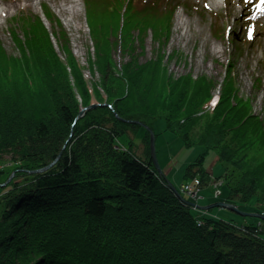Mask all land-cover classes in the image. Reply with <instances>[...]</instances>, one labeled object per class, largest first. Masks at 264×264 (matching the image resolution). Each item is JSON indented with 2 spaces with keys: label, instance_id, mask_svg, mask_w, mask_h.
Listing matches in <instances>:
<instances>
[{
  "label": "trees",
  "instance_id": "1",
  "mask_svg": "<svg viewBox=\"0 0 264 264\" xmlns=\"http://www.w3.org/2000/svg\"><path fill=\"white\" fill-rule=\"evenodd\" d=\"M116 4L109 2L111 15L95 17V0L86 1L93 51L85 67L70 48L63 58L55 52L37 14L24 15L28 35L18 54L5 55L0 43V160L6 153L12 163L0 168V182L14 173L0 195V264H264L263 220L238 225L196 214L157 173L149 132L142 144L134 141L141 128L134 121L163 118L164 130L187 146L217 152L227 164L224 200L236 203L264 193V120L227 67L214 83L207 75L171 74L164 54L141 63L131 29L140 32L142 49L149 28L165 48L174 6L163 19L152 13V24L139 17L120 24ZM57 156L47 170L28 172ZM199 161L201 154L184 177L198 173L203 185L209 172Z\"/></svg>",
  "mask_w": 264,
  "mask_h": 264
},
{
  "label": "rangeland",
  "instance_id": "2",
  "mask_svg": "<svg viewBox=\"0 0 264 264\" xmlns=\"http://www.w3.org/2000/svg\"><path fill=\"white\" fill-rule=\"evenodd\" d=\"M86 1H77L80 14L73 23L78 24V32L67 26L63 16L57 12L55 5L51 2L42 0L40 4H32L26 0H0V3L9 7V15L5 19H0V43L3 46L5 55L18 54L19 47H25V37L28 33H23L25 28L22 20H24V15L37 14L43 18V20L41 19L42 23L50 35L55 52L63 58L61 55L63 48H70L79 59L80 64L85 67V57L91 52L89 46L92 43L91 30L87 26V23L89 24V16L87 15ZM113 1H117V4L113 8L112 14L120 19V24L121 19H123L124 23L127 17L132 19L139 17L142 21L152 24L155 18L163 19L174 6L171 36L165 48H163L162 44L155 42L153 31L149 28L146 31L142 49L140 32L136 28L131 29L136 47L134 54L139 57L141 63L156 55L159 57L164 54L163 64L171 74L180 75L190 72L194 75H207L214 83L222 81L227 67L232 71L239 84L241 96L250 100L254 113L264 120V53L261 52L262 48H264V16L260 21L258 1L251 5L257 11L255 13L248 6V2L251 3L252 0H247L242 4H239L238 0H219L220 6L218 9L210 5V0H95L93 12L95 17L98 15L101 17L106 14L111 15L108 8L110 7L109 2ZM126 3V8H124ZM232 6L236 7L234 14L230 13ZM44 7L49 9L53 22L50 23L44 17ZM152 13L155 15L154 19L151 17ZM179 17L188 19L193 31H197L198 27H204V34L192 39L190 46L185 44L184 41L173 40L176 34V19ZM57 21H59V24L56 23ZM232 25L233 29H231ZM249 29L252 30V39L248 38ZM53 32L57 33V37L60 34L64 42L56 41ZM16 33L19 34L18 38L20 41L15 39ZM203 39L206 40L204 47L202 46ZM221 44L225 45L227 50L220 56L212 52L211 46H220ZM202 48H204L206 53L200 55ZM252 50L255 52L254 57L251 54ZM123 57L124 52L121 47H118L114 51L116 62L123 61ZM248 70L251 72L247 73ZM89 72L87 68L83 71L86 78L90 76ZM98 74L96 72L93 75ZM96 77L98 78L99 75ZM213 94H219V86L213 90ZM76 96L79 97L78 94ZM5 120L1 118L0 122ZM150 125L154 128L153 132L156 133L155 152L159 167L169 177L170 181L178 186L185 179L184 171L186 165L193 162L201 154L202 162L211 179L199 189L201 198L197 203L206 205L224 200L228 186L220 175L225 171L227 164L219 161L217 152L213 149L207 150L202 145L187 146L177 134L164 130L165 120L163 118L151 120ZM145 130L141 126L134 137V141L138 145L142 144L140 138ZM120 140L126 141L125 137H121ZM139 147L141 148V146ZM10 165L12 163L9 162V155L3 153L1 155L0 168L7 171ZM3 175L0 174V180L3 179ZM212 181L221 183L219 187L221 194L218 198H213L212 196ZM4 182H0V184ZM7 183L0 185V195L6 191L7 186L5 185ZM184 196L189 197L185 193ZM236 206L244 212H255V210H258L264 214V193L257 192L246 201H237ZM197 211L194 210L198 215L207 216L209 214L216 218L231 220L238 225L246 221L249 223H260L256 217H245L223 207H213L208 213ZM262 234L264 235V229Z\"/></svg>",
  "mask_w": 264,
  "mask_h": 264
},
{
  "label": "bare ground",
  "instance_id": "3",
  "mask_svg": "<svg viewBox=\"0 0 264 264\" xmlns=\"http://www.w3.org/2000/svg\"><path fill=\"white\" fill-rule=\"evenodd\" d=\"M21 1H22V0H21ZM26 1H29V3H32V4H40L42 0H26ZM46 1L51 2L52 4L55 5L57 12H58L60 15L63 16V18H64V20H65L67 26H69L71 29H73V30H77V31L79 32V28H78L79 26H78V24H75V23H73V22L78 18L79 14H80V8H79V6H78V4H77V1H80V0H46ZM245 1H247V0H238V3H239V4H242V3L245 2ZM256 1L259 2L257 6L259 7L258 14H259V16H260V21H261V20H262V17L264 16V0H252L251 3L248 2V6H249V9H252L253 12L257 13V11H255V10L251 7L252 3L254 4V2H256ZM19 3H21V2H19ZM209 3H210V5H211L212 7H214L215 9H218V7L220 6V2H219V0H210ZM7 7H8V6H7L6 4H2V3H0V19H5V18L9 15V10H8L9 7H8V8H7ZM42 8H43V6H42ZM235 11H236V7H235V6H232V7L230 8V13L234 14ZM43 15H44V17L46 18V20L50 22V20L45 16V14H44V10H43ZM237 15H238V14H237ZM237 15H236V17H237ZM40 17H41V16H40ZM41 19L43 20L42 17H41ZM43 22H44V21H43ZM50 23H51V22H50ZM87 26H88V28H90V26H89L88 23H87ZM231 29H233V25L231 26ZM175 30H176V34H175V37H174L173 40H175V41H177V40H178V41H184L185 44H187V45H189V46L191 45V41H192V39H195V37H197L198 35H202V34H204V27H198V28H197V31H193V29H192L191 26H190L189 20H188V19L181 18V17H179L178 19H176ZM90 36H91V32H90ZM91 41H92V38H91ZM205 42H206V40L203 39V40H202V46H203V47L205 46ZM91 45H92V46H91ZM89 48L91 49V52H92V51H93V42L90 44ZM211 48H212V52H213V53L219 54L220 56L223 55L224 52L227 50V47H226L225 45H222V44H221L220 46L212 45ZM261 52L264 53V48H262ZM205 53H206V52H204V48H202V49H201V52H200V55H203V54H205ZM254 53H255L254 50H252L251 54H252L253 57H254ZM86 58H87V56L85 57V63H86ZM247 59H248V58H247ZM250 72H251V71L248 70L247 73H250ZM87 79H93V78H91V75H90L89 77H87ZM97 79H98L97 77H94V80H97ZM100 104H103V103H100ZM108 106H110V104H108ZM79 111H80V110H79ZM83 114H84V112L81 113V114H79V112H78V114L74 117V120H73V122H72L70 128L73 127L75 121H76L78 118H80L81 116H83ZM116 115H117V114H116ZM117 116H118V115H117ZM118 118L121 119L119 116H118ZM126 121H132V120H126ZM134 122L139 123L141 126H142V124H144V125H146L149 129H151L152 131L154 130V128L151 127V125L149 126V124L142 123V122H140V121H134ZM195 160H196V159H195ZM195 160H194V161H195ZM194 161H193V162H194ZM190 163H192V162H190ZM190 163H189V164H190ZM187 165H188V164H187ZM187 165H186V166H187ZM199 165H201L202 168L204 167V164H203L202 161H199ZM204 169H205V167H204ZM185 170H186V168H185ZM205 170H206V169H205ZM156 171H157V170H156ZM161 171H162V174H160V175L163 176L164 179L167 178V179L170 181L169 177L165 174V172H164L163 170H161ZM206 171H207V170H206ZM207 172H208V171H207ZM157 173H158V172H157ZM158 174H159V173H158ZM184 174H185V171H184ZM189 177H190V176H189ZM184 178H185V177H184ZM199 179H200L199 174H198V173H194V174H193V177H190V178L187 177V179H184V180H183L178 186L175 185V184H173V185H174V186L177 188V190L180 192V188H181V186H182L183 184H185V183H190V182H193L194 180H197V181L199 182V184H198V189H200L201 186H202V184H201V182H200ZM210 179H211V176L209 175V180H208V181H210ZM208 181H207V182H208ZM170 182H171V181H170ZM214 182H218V181H212V187H213ZM171 183H172V182H171ZM220 185H221V183H220L219 186L217 187V189H218L219 192H218V194H217L216 196L214 195L215 189L213 188V193H212L213 198H218L219 195L221 194V192H220V190H219ZM170 190H171V189H170Z\"/></svg>",
  "mask_w": 264,
  "mask_h": 264
},
{
  "label": "water",
  "instance_id": "4",
  "mask_svg": "<svg viewBox=\"0 0 264 264\" xmlns=\"http://www.w3.org/2000/svg\"><path fill=\"white\" fill-rule=\"evenodd\" d=\"M96 104L93 103V104H90L89 106L87 107H84L82 109H80L79 111V114L83 113L84 110H86L87 108H92L94 107ZM142 126L148 130L149 132V148H150V156H151V159H152V162L154 164V167L155 169L157 170V172L159 174H162V171H161V168L159 167V164H158V161H157V158H156V152H155V133L149 129L146 125L142 124ZM59 156V154H58ZM58 156L52 160L50 163L42 166V167H39V168H36V169H32V170H28L29 173H39V172H43L45 170H47L50 166H52V164L56 161V159L58 158ZM13 172L10 174L9 178L2 184L0 185H4L5 183L9 182L11 180V178L13 177ZM165 182L167 184V186L173 191V193L182 201L184 202L185 204H187L188 206L190 207H193V208H197V209H200V210H205V211H208L210 210L211 208L213 207H223V208H227L233 212H236L242 216H250V217H256L260 220H263L264 221V214L260 213V212H244V211H241L235 203L233 202H229V201H226V200H219V201H216V202H213V203H210V204H206V205H199L198 203L196 202H192L191 200L185 198L184 196H182V194L177 190V188L173 185V183H171L167 178H165Z\"/></svg>",
  "mask_w": 264,
  "mask_h": 264
},
{
  "label": "built area",
  "instance_id": "5",
  "mask_svg": "<svg viewBox=\"0 0 264 264\" xmlns=\"http://www.w3.org/2000/svg\"><path fill=\"white\" fill-rule=\"evenodd\" d=\"M199 182L197 180H194L190 183H185L181 186L180 191L182 193L187 194L192 199H198L199 198V189H198ZM220 182H214L213 188L215 189L214 195L216 196L218 194L217 187L219 186ZM200 223V222H198Z\"/></svg>",
  "mask_w": 264,
  "mask_h": 264
},
{
  "label": "snow or ice",
  "instance_id": "6",
  "mask_svg": "<svg viewBox=\"0 0 264 264\" xmlns=\"http://www.w3.org/2000/svg\"><path fill=\"white\" fill-rule=\"evenodd\" d=\"M248 38H249V39H252V30H251V29H249V32H248Z\"/></svg>",
  "mask_w": 264,
  "mask_h": 264
}]
</instances>
